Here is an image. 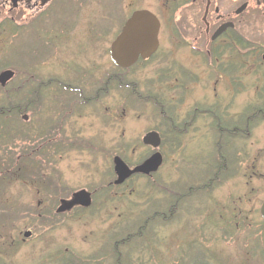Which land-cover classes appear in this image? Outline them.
I'll return each mask as SVG.
<instances>
[{"label":"rangeland","instance_id":"374dc122","mask_svg":"<svg viewBox=\"0 0 264 264\" xmlns=\"http://www.w3.org/2000/svg\"><path fill=\"white\" fill-rule=\"evenodd\" d=\"M168 1L54 0L47 8L28 5L1 27L0 72L15 76L0 87V107L26 111L0 116V264H62L65 251L78 264H264L246 255L249 234L264 238L258 218L235 230L237 211L248 221L264 199V84L244 71L232 87L221 69H210L211 58L191 41L189 10L167 9ZM138 8L159 14L160 47L119 68L109 45ZM255 37L264 41V31ZM59 74L68 81L79 75L82 99L61 115L59 133L43 134V122L58 120L54 105L73 95L56 83L35 87ZM105 80L106 91L83 102ZM154 96L172 119L159 114ZM153 130L163 135L162 166L113 184V157L141 162L152 152L143 136ZM69 140L79 145L56 149ZM81 189L92 194L91 213L57 217L59 199Z\"/></svg>","mask_w":264,"mask_h":264},{"label":"flooded vegetation","instance_id":"af4514ba","mask_svg":"<svg viewBox=\"0 0 264 264\" xmlns=\"http://www.w3.org/2000/svg\"><path fill=\"white\" fill-rule=\"evenodd\" d=\"M53 1L54 0H0V31H1V27L3 26V24H5L6 22H9L10 20L15 21L16 18H18V16H16L17 13H20L22 15V12L28 11V5H31V6L33 5L36 7L38 5H41L47 8L48 6H50V4ZM137 3L139 2L137 1H133L131 3L127 2L128 4L127 7L132 8ZM165 5L167 9L170 8L172 10H175L177 8L178 9L181 8L187 11L189 10L188 15L190 17L189 28L191 30L190 36H192L191 41H193V43L197 46V51L199 53H203V55L209 58V60L211 58L210 60L211 64L209 66L210 69L212 70L221 69L225 73L224 75L228 76L227 82L229 85L232 84V87H233V84L237 83L236 73L240 74L244 71L249 72V74H252L254 75V77H256L255 82H254L255 84H259V85L264 84V58H263L264 41L263 40L261 41V38L259 39L255 37L257 33L264 31V0H169L168 3ZM144 9L154 14L153 11L147 8H138L135 10H131L129 14L127 15L126 19L124 20V22L129 18V16L134 11L144 10ZM8 12L12 14L9 17H6ZM154 15L159 20V24H160L159 33H158L159 44H158V49L156 50L157 52L160 47V36L159 35L161 31V21L162 20L160 19L159 14H158V17L156 14ZM248 26H249V30H252L251 32H253L252 33L253 35L250 34L251 37L245 38V35L241 33V30L245 31ZM220 28H222L221 32L216 34V32ZM173 37H176L175 33ZM241 51H243V53H241ZM240 57L243 59L244 64H239ZM49 65H52V63ZM59 76L60 74L55 75L52 79L46 78V80L37 83L35 87L38 89L41 85H43L45 86V89L47 90L50 84L56 83L57 86L54 89H60V91L64 90L69 95H73L72 97H69V98H65L63 96L62 97L63 100L60 99V102L54 105L55 108L57 107V105H59L60 113L55 114L58 120L57 122H54V123L52 120L43 122L44 123L43 134L46 133L49 135L50 132H53V131H56V133H59L62 127V124L65 120L63 119V116L61 115H64L63 113L69 110L68 106L73 107V112L78 110L77 107H75L74 103L78 101L79 98L82 99L81 97L82 93L80 89H82L83 84L77 81L78 79H80L78 78L79 75L74 77L72 81L61 79L59 78ZM10 81H8L7 84ZM82 81L84 82L85 80H82ZM106 81L107 80H105V82L101 84L97 92L95 91L94 94L90 92L88 97L84 96L85 100L83 102L87 104H90V103L93 104V102H95L97 99L98 92L104 89L106 91V87L108 86V82L106 83ZM30 83L32 82L28 80V87H30ZM29 102L28 104H30ZM78 103L80 102L78 101ZM259 110L255 111L254 115L260 114L261 110L260 111ZM24 117L25 115H23V118ZM157 132L159 133V136H160V144L158 147V150H159L163 146L164 142H163L162 133L160 131H157ZM244 132H246V135H247L248 129L247 128L243 129V133ZM179 133H182V132L179 131L178 134ZM44 139H45L46 145L48 144V146H51V144L55 145L56 143V141L54 142L53 139H50L47 136ZM78 143H79L78 140L76 142L69 140V142L65 144H62V142H57L55 147L57 150H59L61 147H72L73 145H79ZM219 168L220 166H218V169ZM135 176H139V175H133L130 178H133ZM208 182L209 180H207L206 182L207 184L203 183L202 186L207 187ZM72 194L69 197L66 196L65 198H60L59 202L62 199L69 200ZM91 198H92V194H91ZM263 202H264V199L260 203V206L256 212L254 211H253L254 213L249 212L252 214H251V217H249L250 220L248 221L246 219L247 217L246 214H244L242 211H237L238 219L235 225L236 231H239L240 228L250 226L251 224L253 226L254 224H256L255 220H257L258 218V221L260 223L259 227L261 228L260 231L264 232V219L260 212V208ZM88 208H84L80 205H75L72 208L65 210L61 213H56V209L54 210V212L57 217L68 216L69 214L73 212L84 213L81 216H85L86 212L87 214L88 212L91 213ZM89 234H90V231H89ZM248 237H249V240L247 242L248 250L246 251V255L249 257L250 260H254V261L258 260L257 261L258 263L264 262V238L261 242L260 241L258 242L257 239L251 238L250 234ZM253 244H256V247H253L252 246ZM71 253H73V255H71L70 257H65V254H67V252L65 251L62 264H78L81 261L79 260V257L74 254V252H71ZM123 258L125 260L126 257H123ZM89 260L92 261V259H89ZM115 260L116 262L117 260H119L121 261V263H123L124 261L123 259L119 257L116 258Z\"/></svg>","mask_w":264,"mask_h":264},{"label":"water","instance_id":"95a60500","mask_svg":"<svg viewBox=\"0 0 264 264\" xmlns=\"http://www.w3.org/2000/svg\"><path fill=\"white\" fill-rule=\"evenodd\" d=\"M159 20L148 10H136L124 22L120 32L111 42L109 49L110 60L118 67L128 68L139 58L150 57L158 47ZM220 28L216 34L221 32ZM264 58V55H263ZM14 71L6 69L0 72V85L6 83L14 76ZM25 119L27 116L24 117ZM143 144L149 145L154 149L160 144V136L156 131L146 133L142 139ZM113 172L115 174L114 184L123 183L133 174L150 175L157 171L162 163V155L155 150L141 163L134 167H129L119 156L112 159ZM91 204L90 193L84 189L74 192L69 200L62 199L56 208L57 213L72 208L75 205L89 207ZM264 219V202L260 208ZM30 231H24L23 236L29 237Z\"/></svg>","mask_w":264,"mask_h":264},{"label":"trees","instance_id":"16d2710c","mask_svg":"<svg viewBox=\"0 0 264 264\" xmlns=\"http://www.w3.org/2000/svg\"><path fill=\"white\" fill-rule=\"evenodd\" d=\"M230 63V62H229ZM231 64V63H230ZM239 64H244V62H243V59L240 57V61H239ZM129 87V86H128ZM130 88V87H129ZM132 89V88H131ZM132 94L134 95V96H136L135 95V93L134 92H132ZM137 98V97H136ZM155 98V99H154ZM154 98H153V101H152V104L154 105V106H156V107H159V114L161 115V116H163V117H167V119H169V118H171V116L165 111V110H163V107H164V104H163V102H161V101H159L158 100V98L156 97V96H154ZM24 107V106H23ZM23 107H21V105L20 104H8V106L7 107H5V106H1L0 107V116H3L4 114H6V113H8L9 111L10 112H13L14 114H16V115H18V114H21V113H24L25 111H26V108H23ZM29 107H31V104H28V109H29ZM218 114H216L215 115V118H217L218 116H217ZM172 119V118H171ZM172 121V120H171ZM237 129V128H236ZM2 132L4 133V126H2L1 127V125H0V134H1V136H2ZM235 134V133H234ZM233 135V134H232ZM221 156V155H220ZM221 158H223L222 156H221ZM1 161V160H0ZM3 164V162H0V166ZM221 170V169H220ZM212 180H214L213 178H211ZM207 184V183H206ZM203 187V189L204 188H206V186H202ZM209 187V183H208V185H207V188ZM200 189H201V187H199ZM198 195V194H197ZM174 209V207L173 206H171L169 209H168V215L171 213V211ZM50 214H52V213H50ZM158 216V212H155L151 217H153V218H155V217H157ZM160 217L161 218H163V219H166V217H168V216H166L164 213H162L161 215H160Z\"/></svg>","mask_w":264,"mask_h":264}]
</instances>
